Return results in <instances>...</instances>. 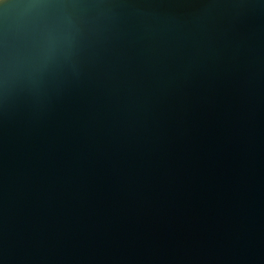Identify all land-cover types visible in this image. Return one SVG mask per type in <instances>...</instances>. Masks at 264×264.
<instances>
[{
  "label": "water",
  "instance_id": "1",
  "mask_svg": "<svg viewBox=\"0 0 264 264\" xmlns=\"http://www.w3.org/2000/svg\"><path fill=\"white\" fill-rule=\"evenodd\" d=\"M0 264H264V0H0Z\"/></svg>",
  "mask_w": 264,
  "mask_h": 264
}]
</instances>
